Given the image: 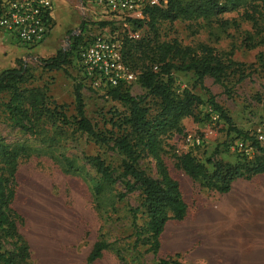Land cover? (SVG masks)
Here are the masks:
<instances>
[{"label": "rangeland", "instance_id": "obj_1", "mask_svg": "<svg viewBox=\"0 0 264 264\" xmlns=\"http://www.w3.org/2000/svg\"><path fill=\"white\" fill-rule=\"evenodd\" d=\"M53 1V26L47 39L58 37L57 47L64 52L70 50L72 39L77 37L81 39L78 48L81 52L100 34L112 31L122 42L128 32L138 37L148 32L146 27L135 32L131 26L124 30L119 21L103 14L91 0ZM241 13H228L222 17L238 24L227 30L200 20L166 22L159 26L160 41L176 40L188 47L204 44L221 52H230L231 58L243 66L246 78L240 84L234 78L227 80L224 87L205 78L200 86L191 73H174L176 92L187 90L198 96L202 103L196 108L194 118L182 121V134L165 141V163L170 175L180 184L188 214L182 222L166 224L157 255L149 252L147 246L134 248L135 228L140 231V236H145L147 223L140 209L139 191L122 200L118 199V194L124 193L121 185L105 187L99 195L94 193L99 177L86 164L85 158L100 155L106 163L117 168L120 158L115 152L100 148L74 132L71 124L56 130L45 123V139L55 136V141L42 144L41 138H33L11 126L3 107L8 97L0 95V141L28 149L27 157L18 164L13 201V208L23 219L18 225L19 232L29 244L27 264H88V255L100 238L109 248L93 264H158L159 260L169 258L179 264H264V231L263 235L252 233L250 228L245 234L236 232L238 228L241 230L240 222H252L248 213L236 207L238 193L243 186L257 184L252 180H237L231 186L235 190L233 194L231 190L227 194L208 191L200 182H193L178 170L173 157L190 153L211 172L212 164L208 160L235 164L243 157L252 158L249 143L241 150L237 145L243 142L244 134L264 146V72L255 65L256 55L264 49L249 50L242 46L250 24L240 19ZM103 23L108 24L103 26ZM13 39L18 46L13 52L3 51L0 46V73L23 67L32 78L26 87L45 88L52 101L64 106L63 113L70 123L75 117L73 91L76 85L82 88L84 115L96 130H111L118 115L127 113L122 104L105 95L107 90L92 88L75 57L60 71H44L39 61L48 57H40L37 51L47 39L35 47L22 46ZM15 57L20 59L14 61ZM124 86L133 97L145 94L137 81ZM209 96L214 97L230 119L231 128L239 131L241 136L229 131V125L208 103ZM147 102L154 112L156 102L151 99ZM195 140L200 144L196 145ZM63 158L75 161L76 173L63 171ZM141 166L149 176L156 178V167L151 158L144 157ZM3 248L10 250L11 246Z\"/></svg>", "mask_w": 264, "mask_h": 264}, {"label": "trees", "instance_id": "obj_2", "mask_svg": "<svg viewBox=\"0 0 264 264\" xmlns=\"http://www.w3.org/2000/svg\"><path fill=\"white\" fill-rule=\"evenodd\" d=\"M240 11V19L250 24L242 46L249 50L264 49V0H166L163 6L147 8L143 19L130 21L134 32L143 27L148 31L138 39H129L126 34L122 39L123 61L137 74V82L145 94L133 97L125 86L107 89L105 95L127 110V113L118 115L111 130H96L85 117L80 85L74 87L75 117L70 123L63 113L64 106L52 101L45 88L26 87L32 78L23 67L0 73V95L8 97L3 107L12 127L33 138H41V143L47 144L55 141V136L54 139H45V123L56 127V130L71 124L74 132L100 148L110 149L120 158L117 168L106 163L100 155L88 156L85 162L99 177L94 186L96 195L101 194L105 187L116 185L124 189V193L118 194L119 200L134 191L140 192V209L147 223L145 236H140V231L135 228V249L138 245L147 246L149 252L157 255L166 224L182 222L188 214L180 184L170 175L165 163V141L182 134V121L194 118L195 110L202 102L187 90L176 92L174 73H191L200 86L205 78H211L223 87L227 80L234 78L240 84L246 78L243 66L231 58L230 52H221L204 44L188 47L176 40L160 41L159 26L166 22L200 20L227 30L232 26L238 27V24L222 17ZM80 44V38H73L69 51L59 50L54 57L40 60L42 69L60 71L70 63L71 58L78 60ZM255 65L264 72V52L256 55ZM148 99L156 102L154 112L147 104ZM208 103L229 125V131L241 136L239 131L231 128L230 119L214 97L209 96ZM243 143H249L253 150L252 158L243 157L235 164L208 160L212 164V171L209 172L204 164L186 153L173 156L175 167L193 182H200L208 191L227 194L235 181H250L264 175V146L246 134L243 135ZM27 150L25 146H10L0 141V264H27L29 259V244L18 228L23 219L13 208L18 164L27 157ZM144 157L151 158L155 163L156 178L142 169L141 160ZM63 162L64 172L76 173L78 168L74 160L63 158ZM5 245L11 246V249L5 250ZM108 248L100 238L94 243L87 263L93 264L101 259ZM158 264L179 262L169 258L159 260Z\"/></svg>", "mask_w": 264, "mask_h": 264}, {"label": "built area", "instance_id": "obj_3", "mask_svg": "<svg viewBox=\"0 0 264 264\" xmlns=\"http://www.w3.org/2000/svg\"><path fill=\"white\" fill-rule=\"evenodd\" d=\"M103 14L120 22L126 30L130 21L144 18L147 8L159 7L164 0H91ZM53 0H0V31L13 36L19 44L35 47L43 43L52 29ZM129 39H138L128 32ZM79 67L92 88L107 90L130 85L137 81V74L124 63L122 42L112 31L100 34L87 43L80 52ZM261 139V138H260ZM199 145L200 142L195 140ZM241 149L246 145L237 144Z\"/></svg>", "mask_w": 264, "mask_h": 264}, {"label": "crops", "instance_id": "obj_4", "mask_svg": "<svg viewBox=\"0 0 264 264\" xmlns=\"http://www.w3.org/2000/svg\"><path fill=\"white\" fill-rule=\"evenodd\" d=\"M50 38V37H49ZM45 41V43L38 49L37 53L40 57L47 56L52 58L56 55L60 49L57 47L58 37L55 39ZM0 46L3 51L13 52L18 46L15 43L13 36L8 33L0 32ZM20 59V57H15ZM252 183H256V186L248 185L243 186L241 192L238 193V200H236V207L238 210L244 213H248V217L252 218L250 224L247 220L240 222L236 232H242L245 234L248 228L252 230V233L263 235L264 231V175L256 176L252 179ZM239 190V189H238ZM237 190V191H238ZM235 191V190H234ZM233 188L231 189V194L234 193ZM244 230V231H243ZM165 231V230H164ZM246 231V232H245Z\"/></svg>", "mask_w": 264, "mask_h": 264}, {"label": "bare ground", "instance_id": "obj_5", "mask_svg": "<svg viewBox=\"0 0 264 264\" xmlns=\"http://www.w3.org/2000/svg\"><path fill=\"white\" fill-rule=\"evenodd\" d=\"M35 233V232H34ZM41 235V234H40ZM42 236H43V234H42Z\"/></svg>", "mask_w": 264, "mask_h": 264}]
</instances>
